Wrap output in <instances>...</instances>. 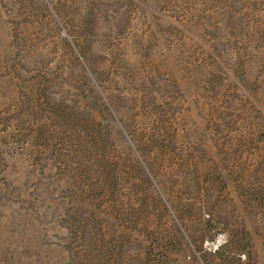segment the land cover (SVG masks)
<instances>
[{
    "label": "rangeland",
    "instance_id": "1",
    "mask_svg": "<svg viewBox=\"0 0 264 264\" xmlns=\"http://www.w3.org/2000/svg\"><path fill=\"white\" fill-rule=\"evenodd\" d=\"M228 240L264 264V0H0V264Z\"/></svg>",
    "mask_w": 264,
    "mask_h": 264
},
{
    "label": "trees",
    "instance_id": "2",
    "mask_svg": "<svg viewBox=\"0 0 264 264\" xmlns=\"http://www.w3.org/2000/svg\"><path fill=\"white\" fill-rule=\"evenodd\" d=\"M238 242H239V244L238 243L233 244V243H231V241L228 240L225 243L224 246H222V247H220L218 249V250H222L223 247H230V246H232V250L233 251L232 250L231 251H228V252L226 251V253H228V254H222V256L220 258L222 264H240L239 258L237 260H234L230 255L232 254V252H234V250L235 251L237 250V252L244 251L245 250L244 249L245 248L244 246L245 245H248V242L246 243L244 240H241V241L239 240Z\"/></svg>",
    "mask_w": 264,
    "mask_h": 264
},
{
    "label": "built area",
    "instance_id": "3",
    "mask_svg": "<svg viewBox=\"0 0 264 264\" xmlns=\"http://www.w3.org/2000/svg\"><path fill=\"white\" fill-rule=\"evenodd\" d=\"M218 245H219V244H218V242H217V241H216V242H212V243H211V246H212V247H216V248H217V247H218Z\"/></svg>",
    "mask_w": 264,
    "mask_h": 264
}]
</instances>
